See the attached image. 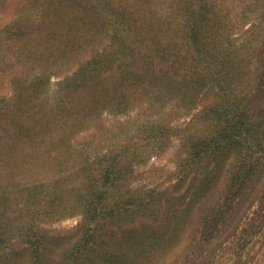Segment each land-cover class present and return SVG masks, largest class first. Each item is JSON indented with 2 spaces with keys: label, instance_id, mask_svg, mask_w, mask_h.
<instances>
[{
  "label": "rangeland",
  "instance_id": "obj_1",
  "mask_svg": "<svg viewBox=\"0 0 264 264\" xmlns=\"http://www.w3.org/2000/svg\"><path fill=\"white\" fill-rule=\"evenodd\" d=\"M200 3L215 62L253 74L264 0H0V264H196L237 155L188 154L219 96L164 58ZM226 245L209 264H239Z\"/></svg>",
  "mask_w": 264,
  "mask_h": 264
},
{
  "label": "trees",
  "instance_id": "obj_2",
  "mask_svg": "<svg viewBox=\"0 0 264 264\" xmlns=\"http://www.w3.org/2000/svg\"><path fill=\"white\" fill-rule=\"evenodd\" d=\"M39 5L42 6L43 2ZM203 6L200 3L198 7H192L185 20L184 38L191 49L184 54H164V58L172 63L178 62L177 69H185L188 73L192 71L202 88H206L211 82L219 96V101L212 103L207 110L210 121L217 127L215 134L213 132V136H207L204 142L201 139L194 142L185 140V144L193 148L188 154L202 159L209 153L234 150L237 155L236 160L233 159L229 164L228 176L224 178L221 188L219 177L212 179L209 184L213 189L220 188V192L198 224L194 261L196 264H209L224 243L227 244L225 249L237 250L239 264H263L264 41L257 52L253 74L239 60L237 65L232 61H225L224 58H218L216 63L217 57L210 49L214 41L212 24ZM33 7L27 8L25 12L35 14L36 5ZM63 8L64 11L67 10L64 6ZM214 162L216 163L211 171H216V158ZM19 186L16 185V195L20 198L21 194L18 192L22 190V194H25L28 189L19 190ZM5 200L7 197L0 198V203H5ZM254 207L258 210L250 214ZM4 247L0 243V250ZM252 251L254 255L244 257ZM29 259L28 264H33V259Z\"/></svg>",
  "mask_w": 264,
  "mask_h": 264
}]
</instances>
